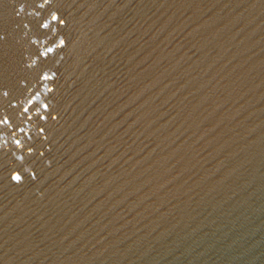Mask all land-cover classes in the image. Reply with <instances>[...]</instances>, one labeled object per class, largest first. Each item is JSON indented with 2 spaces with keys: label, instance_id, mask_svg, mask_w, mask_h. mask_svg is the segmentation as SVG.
<instances>
[{
  "label": "water",
  "instance_id": "water-1",
  "mask_svg": "<svg viewBox=\"0 0 264 264\" xmlns=\"http://www.w3.org/2000/svg\"><path fill=\"white\" fill-rule=\"evenodd\" d=\"M4 117L0 264H264V0H0Z\"/></svg>",
  "mask_w": 264,
  "mask_h": 264
},
{
  "label": "snow or ice",
  "instance_id": "snow-or-ice-1",
  "mask_svg": "<svg viewBox=\"0 0 264 264\" xmlns=\"http://www.w3.org/2000/svg\"><path fill=\"white\" fill-rule=\"evenodd\" d=\"M34 2L36 3V7L40 8V9H44L46 6H48L51 3V0H34ZM23 5L20 6V10L23 11ZM39 26L43 29H51L54 25H64L66 22L64 19L61 18L60 15L56 14L55 12L49 13L48 17H45L44 20L42 21H38ZM65 45V40L60 39L59 43H58V47H63ZM55 49L53 47H48L46 48V50L42 53L43 56H47L49 53L54 52ZM43 79H50L49 76L44 75L42 76ZM4 95H7V92L4 93ZM34 103L33 100H29L28 101V105L31 106ZM29 106H25L22 109V113H28L30 110ZM44 109L48 108V105L45 104L43 105ZM29 120L31 119V117H27ZM46 117H41V119H45ZM10 121L8 120L7 117H4L2 119H0V125H7L9 124ZM20 131H23V129H20ZM41 132L44 131L43 128L40 129ZM15 144L20 147L23 148V144L21 143V141L19 139L15 140ZM28 151L31 152L32 149L28 148ZM21 159H23V157H20ZM12 179L19 182L21 180V176L17 173L15 175L12 176Z\"/></svg>",
  "mask_w": 264,
  "mask_h": 264
}]
</instances>
